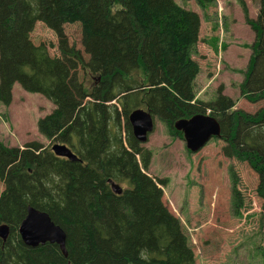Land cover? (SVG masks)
<instances>
[{"label": "trees", "instance_id": "1", "mask_svg": "<svg viewBox=\"0 0 264 264\" xmlns=\"http://www.w3.org/2000/svg\"><path fill=\"white\" fill-rule=\"evenodd\" d=\"M242 9L255 38L241 93L254 102L264 98V0L254 19ZM36 24L52 33L55 56L32 42ZM199 26L197 13L174 0H0V99L10 102L16 82L50 100L38 131L79 157H57L38 141L0 144V223L9 226L0 264H194L180 221L162 202L163 183L145 172L150 153L127 120L136 108L178 136L175 120L209 110L226 154L258 174L264 204V106L248 113L220 93L209 103L195 98ZM28 206L62 228L65 255L54 243H22Z\"/></svg>", "mask_w": 264, "mask_h": 264}, {"label": "rangeland", "instance_id": "2", "mask_svg": "<svg viewBox=\"0 0 264 264\" xmlns=\"http://www.w3.org/2000/svg\"><path fill=\"white\" fill-rule=\"evenodd\" d=\"M174 2L197 13L200 20L191 55L198 64L192 83L195 98L209 103L220 93L234 101V109L253 113L263 107L264 98L250 102L241 93L255 38L244 20L242 2L254 19L260 0ZM30 37L34 44L49 45V54L56 55L52 33L44 26L36 24ZM89 81H93L91 76H86V84ZM53 108L43 95L28 92L15 82L10 102L0 99V144L22 147L38 141L50 148L57 141L40 134L37 121ZM118 111L117 129L124 137L125 119L119 107ZM153 118L154 129L142 144L150 153L145 172L163 183L162 202L180 221L194 264H264V204L256 194L258 174L246 161L226 154V143L220 137L190 152L182 134H172L165 122ZM2 190L0 182V193Z\"/></svg>", "mask_w": 264, "mask_h": 264}, {"label": "water", "instance_id": "3", "mask_svg": "<svg viewBox=\"0 0 264 264\" xmlns=\"http://www.w3.org/2000/svg\"><path fill=\"white\" fill-rule=\"evenodd\" d=\"M128 123L131 126L132 135L139 143H145L148 134L153 131L154 122L150 112L141 108L134 109L128 115ZM177 131H181L186 148L190 152L199 151L212 137H220V124L212 116L195 114L190 118L177 119L173 123ZM51 151L57 157H64L71 161L79 160L65 144L55 143ZM114 193L120 194L118 185L110 181ZM9 234V226L0 224V239L5 240ZM18 234L25 246L36 248L45 243H54L59 246L65 255V232L54 224L50 216L35 207L28 206L26 214L18 227ZM67 264H70L69 262Z\"/></svg>", "mask_w": 264, "mask_h": 264}, {"label": "bare ground", "instance_id": "4", "mask_svg": "<svg viewBox=\"0 0 264 264\" xmlns=\"http://www.w3.org/2000/svg\"><path fill=\"white\" fill-rule=\"evenodd\" d=\"M66 145V144H65ZM67 146V145H66ZM67 148L73 153V154H75L72 150H71V148L69 147V146H67ZM76 155V154H75ZM112 182V181H111ZM114 183V182H113ZM114 184H116V183H114ZM111 185V184H110ZM116 185H118V184H116ZM111 188H112V186H111ZM118 188L121 190V188L119 187V185H118ZM113 190V189H112ZM51 219V218H50ZM52 221V220H51ZM53 222V221H52ZM54 223V222H53ZM55 224V223H54ZM20 225V224H19ZM57 225V224H56Z\"/></svg>", "mask_w": 264, "mask_h": 264}, {"label": "crops", "instance_id": "5", "mask_svg": "<svg viewBox=\"0 0 264 264\" xmlns=\"http://www.w3.org/2000/svg\"><path fill=\"white\" fill-rule=\"evenodd\" d=\"M252 52V51H251ZM248 64V63H247Z\"/></svg>", "mask_w": 264, "mask_h": 264}]
</instances>
